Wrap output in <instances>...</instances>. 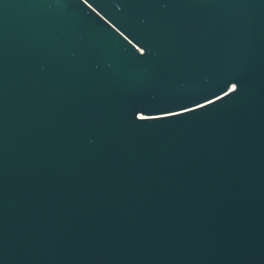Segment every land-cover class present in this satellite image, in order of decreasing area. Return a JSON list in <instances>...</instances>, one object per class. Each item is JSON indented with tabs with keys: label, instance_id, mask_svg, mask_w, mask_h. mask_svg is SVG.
<instances>
[{
	"label": "water",
	"instance_id": "obj_1",
	"mask_svg": "<svg viewBox=\"0 0 264 264\" xmlns=\"http://www.w3.org/2000/svg\"><path fill=\"white\" fill-rule=\"evenodd\" d=\"M0 264H264V0H0Z\"/></svg>",
	"mask_w": 264,
	"mask_h": 264
}]
</instances>
